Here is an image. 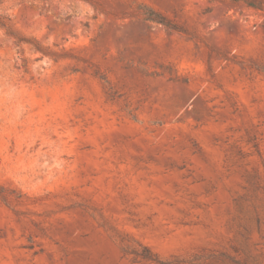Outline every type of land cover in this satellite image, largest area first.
<instances>
[{
    "label": "rangeland",
    "instance_id": "obj_1",
    "mask_svg": "<svg viewBox=\"0 0 264 264\" xmlns=\"http://www.w3.org/2000/svg\"><path fill=\"white\" fill-rule=\"evenodd\" d=\"M1 22L0 264H264V0Z\"/></svg>",
    "mask_w": 264,
    "mask_h": 264
},
{
    "label": "trees",
    "instance_id": "obj_2",
    "mask_svg": "<svg viewBox=\"0 0 264 264\" xmlns=\"http://www.w3.org/2000/svg\"><path fill=\"white\" fill-rule=\"evenodd\" d=\"M3 1L4 0H0V3ZM145 10L146 11L144 14H145L146 20L151 21V22H155V23H159V24H163L169 28H174L173 25L161 13H159L153 9H150L148 7L147 8L145 7ZM0 24L3 28L7 27L6 23H4V22H1Z\"/></svg>",
    "mask_w": 264,
    "mask_h": 264
}]
</instances>
